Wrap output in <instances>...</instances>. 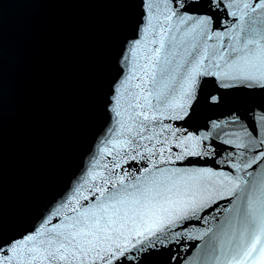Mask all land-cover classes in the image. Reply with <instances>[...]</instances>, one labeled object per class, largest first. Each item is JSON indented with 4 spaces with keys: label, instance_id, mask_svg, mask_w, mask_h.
I'll return each mask as SVG.
<instances>
[{
    "label": "snow or ice",
    "instance_id": "snow-or-ice-1",
    "mask_svg": "<svg viewBox=\"0 0 264 264\" xmlns=\"http://www.w3.org/2000/svg\"><path fill=\"white\" fill-rule=\"evenodd\" d=\"M107 2L136 12L101 122L19 232L0 158V264H264V0Z\"/></svg>",
    "mask_w": 264,
    "mask_h": 264
},
{
    "label": "water",
    "instance_id": "water-1",
    "mask_svg": "<svg viewBox=\"0 0 264 264\" xmlns=\"http://www.w3.org/2000/svg\"><path fill=\"white\" fill-rule=\"evenodd\" d=\"M136 10L107 0H9L0 21L3 221L30 226L76 170Z\"/></svg>",
    "mask_w": 264,
    "mask_h": 264
}]
</instances>
